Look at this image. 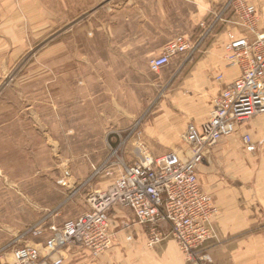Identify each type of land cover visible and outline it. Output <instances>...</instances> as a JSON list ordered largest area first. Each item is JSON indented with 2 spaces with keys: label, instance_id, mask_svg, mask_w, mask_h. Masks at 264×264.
<instances>
[{
  "label": "rangeland",
  "instance_id": "1",
  "mask_svg": "<svg viewBox=\"0 0 264 264\" xmlns=\"http://www.w3.org/2000/svg\"><path fill=\"white\" fill-rule=\"evenodd\" d=\"M164 1L168 0H79L76 14L71 15L57 9V0H35L31 2L36 10L27 16L24 2L15 1L16 23L23 27L18 35L25 39L24 46L15 49L13 60L0 64V264L12 263V243L30 242L21 240V234L47 213L57 209L55 221L60 224L88 210L89 186L102 187L106 179L85 184L79 192L75 189L88 181L92 166L109 159L110 149H117V156L126 163L133 161L138 148L131 135L134 129L141 133L148 152L159 147L145 131L154 126L159 106L168 105V80L175 66L155 74L149 70L151 58L147 63L123 64L118 51L123 25H161ZM246 1L257 7L262 26L264 0ZM127 2L133 3L129 10L122 7ZM257 118L264 115L253 117L246 128ZM254 135L253 130L252 141ZM233 141L236 144L230 150L245 154L249 149ZM175 146L181 148V142ZM64 180L69 183L66 187L61 185ZM110 216L116 235L101 256L118 249L111 263L194 264L169 240L152 249L145 247L144 236L134 235L128 241L123 224L132 221V216L127 210L116 209ZM217 223V239L205 243L201 253L210 257L211 264H231V252L240 243L246 248L249 231L221 236ZM167 246L176 252L162 255ZM70 253L82 255L84 251L70 249ZM101 256L83 260L99 263ZM243 259L247 261V255Z\"/></svg>",
  "mask_w": 264,
  "mask_h": 264
},
{
  "label": "built area",
  "instance_id": "2",
  "mask_svg": "<svg viewBox=\"0 0 264 264\" xmlns=\"http://www.w3.org/2000/svg\"><path fill=\"white\" fill-rule=\"evenodd\" d=\"M199 27L202 34L196 43L176 35L148 62L149 70L157 74L176 55L193 57L217 27L224 31L223 60L237 74L224 85L222 75L215 77L222 88L212 100L208 119L200 127L188 123L181 137L186 154L154 156L134 129L131 135H135L138 148L133 161L126 163L117 156V149H110L109 159L92 166L88 181L75 189L79 192L85 184L106 179L102 187L89 186L88 210L57 224L55 209L28 226L20 239L30 242L12 243L11 264H65L70 249L98 258L114 242L116 232L110 215L116 209L129 211L145 228L149 249L172 240L186 261L211 264L210 257L201 251L205 243L217 239L215 224L221 213L202 190L197 170L220 140L240 132L253 117L264 115V27L256 7L246 0H227L209 24L200 23ZM237 31L247 34L238 35ZM241 142L249 146L250 135L242 134ZM61 185L69 183L64 180ZM33 239L39 242L32 243Z\"/></svg>",
  "mask_w": 264,
  "mask_h": 264
},
{
  "label": "crops",
  "instance_id": "3",
  "mask_svg": "<svg viewBox=\"0 0 264 264\" xmlns=\"http://www.w3.org/2000/svg\"><path fill=\"white\" fill-rule=\"evenodd\" d=\"M15 1L0 0V18L2 16V21L0 19V64L11 62L15 49L24 46V35H18L23 32V27L22 24L16 23ZM21 1L24 2L23 9L26 16L36 10L32 9L31 2L35 0ZM57 1V9L61 10L62 14L64 12L76 14L75 2L79 0ZM225 3L221 0L162 2L160 6L164 11L165 20L161 25L152 27L150 23H127L122 26L118 51L120 63H147L148 59L159 54L162 47L176 34L188 37L192 44L196 43L202 34L199 24H209L213 19L212 16L218 13ZM122 4V7L125 5L128 10L133 5L132 2ZM135 7L137 8L138 5ZM28 9L31 11H27ZM40 14L43 15V13ZM143 31L144 34H142ZM237 34L246 35L247 33L237 31ZM209 38L211 40L207 39L203 42L193 57L187 59V55H176L170 60L168 66H175V73L168 80L170 84L166 103L168 105L159 106L161 111L155 118L154 126L145 131L148 140L159 146H154L152 153L154 156L170 152L178 157L184 156L186 146L181 137L186 125L193 123L200 127L206 122L212 100L222 88V85L215 81V77L222 75L224 85L237 74V71L227 67L223 60V46L226 42L224 32L218 27ZM153 39L156 40L155 44L149 43ZM247 125L248 123L234 136L218 142L216 149L210 152L205 162L198 167L197 178L202 190L212 197L214 205L220 209L221 217L217 223L218 234L226 236L240 233L245 229L249 231L246 248H243L244 244L240 243L231 252V264H264V226L262 229L258 226L264 225V118L252 120L249 129L246 128ZM253 130L255 135L253 141L251 140L252 145L247 146L249 149L245 154L230 150L236 144L233 139H237L242 145L241 135H250ZM177 141L181 142V148L175 146ZM252 162H255L258 167L246 166ZM129 214L132 216L130 212ZM131 219L129 223L123 224L126 227V239L129 236L134 238V235L138 238L144 236V245L147 248L145 228L137 224L133 216ZM37 242H39L38 239L32 240V243ZM168 242L174 243L172 240ZM175 249L167 246L161 252L162 255H168L176 252ZM118 251V249H112L108 254L100 257L99 263L93 264H114L110 262V259L117 256ZM79 254L70 253L68 255L70 258L68 261L66 259L65 264H90L85 262L86 259L83 260L90 256L87 252ZM245 255L248 257L247 261L243 259Z\"/></svg>",
  "mask_w": 264,
  "mask_h": 264
}]
</instances>
